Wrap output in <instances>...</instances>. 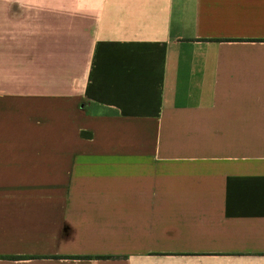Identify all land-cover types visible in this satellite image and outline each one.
Segmentation results:
<instances>
[{
	"label": "crops",
	"instance_id": "obj_1",
	"mask_svg": "<svg viewBox=\"0 0 264 264\" xmlns=\"http://www.w3.org/2000/svg\"><path fill=\"white\" fill-rule=\"evenodd\" d=\"M0 264H264V0H0Z\"/></svg>",
	"mask_w": 264,
	"mask_h": 264
}]
</instances>
